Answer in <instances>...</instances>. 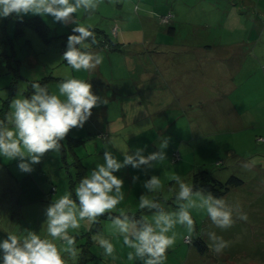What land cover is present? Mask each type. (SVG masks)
Here are the masks:
<instances>
[{
    "label": "rangeland",
    "instance_id": "1",
    "mask_svg": "<svg viewBox=\"0 0 264 264\" xmlns=\"http://www.w3.org/2000/svg\"><path fill=\"white\" fill-rule=\"evenodd\" d=\"M98 10L86 15L83 10L78 12L80 24L97 25L125 45L122 51H118V56L108 57L107 51L99 49L103 56L101 77L95 72H75L62 59L63 37L54 34L69 31L51 16L43 17L50 25L47 35L52 37L49 42L36 29L18 24L19 19L14 14L0 18V119L10 111L14 98L30 97L33 91L29 89L28 80L44 76H50L47 82L50 93L58 94L59 82L70 75L88 81L95 95L109 101L106 105L94 107L84 126L72 129L61 141V151L46 153L40 163L32 165L30 173L18 168V158L6 160L0 156V228L20 237L26 236L27 231L47 237L46 208L65 193H71L75 199V188L80 179L88 175L96 164L103 163L105 148L122 161L123 152L132 154L139 148L148 155L158 151L162 138L168 137L166 160L162 164L139 169L127 166L115 173L124 180L122 191L125 199L113 215L124 209L137 218L145 216L151 220L152 213L140 210L139 197L146 194L143 183L152 175L160 177L162 188L146 195L150 199H158L165 210L175 211V191H168L175 183L172 180L174 175L191 184L192 174L201 170H207L222 181L234 174L243 183L232 187L222 198L232 205L239 203L248 214V220L237 219L231 228L221 230L212 224L206 212L192 210L196 227L192 238L201 237L207 250L201 253L192 243L185 241L186 230L177 225V240L168 250L165 264H264V127L252 130L245 123L235 129L222 122L228 115V107L225 106L227 88H232L240 80L238 89L230 94L234 103L231 107L233 116L246 119L255 113L253 106L246 101L248 96L243 99L242 94L261 95L264 103V66L252 74L250 65L251 75L246 86L243 75L237 74L235 60L228 57L231 50L224 51L226 37L235 40L247 34L252 38L262 37L260 42H264V0H103ZM168 13L172 15L170 20L174 21L175 33L168 32L169 19V22H164ZM93 19H96V24L86 25ZM72 26L75 27L69 24ZM172 35L191 36L202 39V44L215 43L216 46L210 51L215 58L198 62L195 66L196 71L202 74L210 73L212 86L208 93H214L212 99L208 98L206 105H201L197 111L201 109L205 113L209 110L212 114V105L215 104V114L219 119L217 123H209L202 135L197 133L196 129L201 128H197L195 119L188 120L187 113L193 109L181 106L177 100H160L155 97L159 96L158 93L142 92L152 96L150 103L145 102V98H136L133 93L136 86L141 90V86L151 82L142 77L148 69L146 59L154 50L149 48V43L156 41L154 43L158 44L163 38L169 41ZM91 50L94 51V47ZM189 59V54L183 58L186 64ZM248 61L253 65L251 56ZM239 71H244V67ZM202 74L196 72L194 79L200 78L204 86ZM262 103L258 109L264 116ZM171 121L167 131L164 124ZM175 151H179L177 160L173 159ZM245 164L251 170L243 167ZM255 164L260 167L252 166ZM133 177L138 179L134 181ZM110 223L105 215L96 224L81 222L79 230L70 232L76 236V244L81 251L76 260L65 256L68 264H142L139 260H127L130 249L123 245L122 238L117 240L111 235ZM208 231H215L231 241V246L221 254L214 253L212 242L206 235ZM97 233L114 243L115 259L105 256L103 249L93 242L92 236Z\"/></svg>",
    "mask_w": 264,
    "mask_h": 264
},
{
    "label": "clouds",
    "instance_id": "2",
    "mask_svg": "<svg viewBox=\"0 0 264 264\" xmlns=\"http://www.w3.org/2000/svg\"><path fill=\"white\" fill-rule=\"evenodd\" d=\"M101 3L103 0H0V18L31 14L51 16L64 25L74 24L62 59L75 72H94L102 64L103 56L91 50L97 43L94 32L80 24L77 14L81 10L92 14ZM31 88L30 97L14 98L10 111L0 119V156L6 160L18 158V168L26 173L49 151L59 153L61 141L72 129L84 126L94 107L109 103L93 93L91 83L70 75L59 82L58 94L50 93L39 82H33ZM169 141L168 137L162 138L159 150L148 155L139 148L132 154L123 152L122 161L105 148L103 163L96 164L80 179L75 199L71 193H65L46 208L47 237L27 231L23 237L9 233L7 239L0 242L3 264H68L65 256L76 260L81 251L76 236L70 232L79 230L81 222L96 224L105 215L111 222V235L117 240L122 238L123 245L130 249L127 260H139L142 264H165L168 250L177 240V225L186 230L185 238L191 241L196 231L192 210L206 212L212 224L221 230L231 228L237 219L247 221L248 214L239 203L229 204L204 188L197 189L186 183L179 175L172 177L175 183L168 189L175 191V211L165 210L158 199L146 195L162 188L160 177L152 175L143 183L146 194L139 197L140 210L152 213L151 220L145 216L137 218L124 209L113 215L125 199L124 180L115 173L127 166L139 169L162 164ZM243 167L251 170L248 164ZM136 179L138 177H133L134 181ZM206 235L216 254L223 253L232 244L215 231H208ZM92 240L103 249L105 256L115 259L116 247L109 238L97 233Z\"/></svg>",
    "mask_w": 264,
    "mask_h": 264
},
{
    "label": "crops",
    "instance_id": "3",
    "mask_svg": "<svg viewBox=\"0 0 264 264\" xmlns=\"http://www.w3.org/2000/svg\"><path fill=\"white\" fill-rule=\"evenodd\" d=\"M96 12H99L97 9ZM242 14V13H240ZM86 15V13H84ZM103 16V15H102ZM96 19L91 20L88 24H96ZM176 22V21H175ZM243 23V21H241ZM241 23V28L243 27V24ZM84 24V23H83ZM174 21L173 19L170 20L169 26H168V32L169 33H175L176 29L173 26ZM85 26V24L83 25ZM68 28V31L72 30V27H69L68 25L62 26ZM170 27H172L170 29ZM63 30V28H62ZM59 32V31H58ZM56 32V33H58ZM63 33V31H62ZM163 38V37H162ZM231 37H226L224 39V51L229 52L231 50L230 55L228 56L230 60L234 59L235 64L238 65L237 74L243 75V82L248 86V77L251 75V71L249 70L250 65L252 67V74L257 73V71L260 69L261 66H264L262 64L261 60H264V42H260V39L262 37L255 36L254 38L250 37L249 35H240L238 39L235 40H229ZM150 39V38H149ZM164 40V41H163ZM202 39H195L194 37H179V36H171V39L169 41H166V38H163L161 42H158V44H155L156 41H151L149 44V48H153L154 50H151L150 57L146 59V64L148 66V69H145V72L142 77H145V80H151L149 84H144V86H141V90L136 88L133 90L134 96L136 98H145V102L150 103L152 96L151 95H145L144 93L149 94H159L158 99L163 100L167 99L170 101V99L177 100L181 103V106H188L189 109H193L192 111L188 112V120L191 121V118L193 117L195 119V122L198 123L196 129L197 133L199 135H202L204 131V128L208 127V124L210 125L212 123L219 122L218 117L215 114L216 111V105L213 104V112L212 114H209V110L203 112V110H198L197 108H200L201 105L205 106L207 99H212V96L214 93L209 94L208 90L211 88V80H210V73L205 72L202 74L201 72L196 71L195 66L198 62H205V60H210L213 57V54L210 53V51L215 48L214 45L210 43H201ZM132 43V42H129ZM260 43V45H259ZM107 51V55H117L118 51H108L105 50V48H94V52L99 53L98 51ZM113 53V54H109ZM190 55L191 60L189 59L187 64L186 60H183L184 56ZM116 56V57H117ZM249 56L252 57L253 65L249 63L248 58ZM128 58V56H127ZM192 61V62H191ZM189 65V66H187ZM244 71H239L243 69ZM199 70V69H197ZM209 70V69H204ZM203 76V80H205V85H202L201 79L195 80L194 77L196 75V72ZM99 77L103 76V71L101 69V66L99 65L97 69L94 71ZM154 78H157L156 80H153ZM159 78V79H158ZM215 78V76H214ZM216 80V79H215ZM241 80L239 83H235V85L231 88H227L226 93V100H225V106L228 107L226 117L222 122L228 126L235 127V129H239L244 126L245 123H248L249 128H252V130H259V128L264 127V116H261L259 114L258 106L262 103V97L261 95L255 96L252 94H249V92L242 94V98L244 99L245 96H248V99L246 98V101L253 106V109L255 113L253 112V117H248L242 119L239 115L233 116L231 109L232 106H234L233 100L230 97V94H234V91L238 89L239 85L241 84ZM213 83V82H212ZM261 90V87H260ZM156 91V93H154ZM162 91H166L165 94L162 93ZM249 91V89H248ZM144 92V93H142ZM209 95V97H208ZM264 105V103H262ZM211 106V105H210ZM244 110V109H243ZM245 111V110H244ZM168 122L164 124V127H166ZM209 125V126H210ZM149 128L151 126H148ZM166 129V128H165ZM195 132L194 134L197 135ZM194 135V136H196ZM254 167H260L258 165H252Z\"/></svg>",
    "mask_w": 264,
    "mask_h": 264
},
{
    "label": "trees",
    "instance_id": "4",
    "mask_svg": "<svg viewBox=\"0 0 264 264\" xmlns=\"http://www.w3.org/2000/svg\"><path fill=\"white\" fill-rule=\"evenodd\" d=\"M166 17H168V18L166 20H164V22L168 21V19L170 21L172 15H170L168 13L166 15ZM18 19H19L18 24L23 23L24 25H28V26L36 29V31L39 33V35L46 42H49V40L52 37V35H50V36L47 35L50 25L42 16H40V15L23 16V17H18ZM86 27H88L90 30H92L94 32L95 39L97 41V43L92 45L91 47L105 48L108 51H122L123 50V47L125 46L124 42H120V41H117L116 39H113L106 30L98 27L97 25L86 26ZM171 28L172 27H170V29ZM113 29L116 31V25L113 26ZM72 34H73L72 30H70L69 32H64V33H60V34L55 32V34H54L55 36L63 37L62 46H61V50H60L62 55L66 51L67 38L69 35H72ZM88 43H90V41H88ZM12 48H13V46H12ZM13 53H14V50H13ZM261 61H262V64H264V60H261ZM48 78H50V76H44V77H42L40 79H36L34 81L28 80L29 89L33 91V89L31 88V84L33 82H39V83H41L42 86L47 87ZM60 78L61 77H57V79H60ZM173 121L169 122L167 124V126L165 127L167 131L169 130V125ZM178 152L179 151L173 152V159L174 160H177L179 158ZM80 168H82V167H80ZM242 183H243V180L234 174L229 175L225 180L222 181L218 177H216L215 175L208 172L207 170H201V171H198V172H195L192 174V183L191 184L194 185L195 188H197V189L204 188L205 190L212 192V194L216 197H223L226 193L229 192V190L232 187L240 186ZM9 233H10L9 231H6V230L0 228V242H2L4 239H7V236ZM190 243H192L197 248V250L201 253H204L207 250V245L201 237H197L196 239L192 238ZM2 255H3L2 250H0V264H3Z\"/></svg>",
    "mask_w": 264,
    "mask_h": 264
},
{
    "label": "built area",
    "instance_id": "5",
    "mask_svg": "<svg viewBox=\"0 0 264 264\" xmlns=\"http://www.w3.org/2000/svg\"><path fill=\"white\" fill-rule=\"evenodd\" d=\"M186 237V236H185ZM184 237V240L187 241V242H190L189 240H187L186 238Z\"/></svg>",
    "mask_w": 264,
    "mask_h": 264
}]
</instances>
